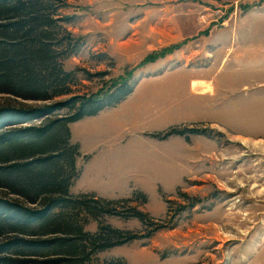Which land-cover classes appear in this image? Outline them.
Returning a JSON list of instances; mask_svg holds the SVG:
<instances>
[{
  "label": "rangeland",
  "instance_id": "obj_1",
  "mask_svg": "<svg viewBox=\"0 0 264 264\" xmlns=\"http://www.w3.org/2000/svg\"><path fill=\"white\" fill-rule=\"evenodd\" d=\"M50 10L69 17L61 23L83 43L64 61L75 75L72 95L105 92L122 77L135 82L134 91L154 74L147 67L157 60L155 74L170 65L210 81L204 97L192 96L179 108L190 119L166 124L176 119L166 114L153 125L160 127L139 133L161 143H142V161H151L165 142L166 149H177L172 159L161 154L170 168L167 186L146 182L145 189L118 198L74 192L116 201V213L91 218L85 230L93 233L103 224L153 232L93 254L91 264L117 258L124 264H264V0H53ZM3 104L42 105L0 93ZM173 126L212 132L165 136ZM176 136L184 146L174 145ZM87 158L80 152L77 162ZM135 209L150 217L148 224L130 215Z\"/></svg>",
  "mask_w": 264,
  "mask_h": 264
},
{
  "label": "trees",
  "instance_id": "obj_2",
  "mask_svg": "<svg viewBox=\"0 0 264 264\" xmlns=\"http://www.w3.org/2000/svg\"><path fill=\"white\" fill-rule=\"evenodd\" d=\"M51 1L0 0V93L45 102L0 105V264H91L99 251L153 234L103 224L85 230L91 218L116 213V201L72 193L82 168L70 123L120 103L135 82L122 77L105 92L72 95L75 75L64 61L83 43L61 23L69 17L50 10ZM65 108L66 115H57ZM201 132L212 130L173 126L165 136ZM130 215L144 224L150 218L138 209Z\"/></svg>",
  "mask_w": 264,
  "mask_h": 264
},
{
  "label": "crops",
  "instance_id": "obj_3",
  "mask_svg": "<svg viewBox=\"0 0 264 264\" xmlns=\"http://www.w3.org/2000/svg\"><path fill=\"white\" fill-rule=\"evenodd\" d=\"M157 61L147 67V71L154 74L143 77L134 91L119 104L77 120V125L83 123L84 125L76 132H74L76 124L70 126L73 141L78 143L82 155L88 156L86 161H81L80 157L77 162L82 164V172L71 188L72 193L79 189V192H95L103 197L118 198L130 194L132 188L145 189L149 185L156 186L158 182L165 185L163 180H167L169 175L167 170L170 168L162 162L161 157L166 154L172 159L171 155L173 152L175 155L177 149L175 147L173 150L166 149L165 142L163 143L165 149L154 151L155 155H152L154 157H149L151 161H142L139 151L142 149L140 148L142 143L153 148L159 141L145 138L139 133L160 127L153 125L158 124L166 114H173L176 117L166 124L190 119L182 117L179 108L182 104L190 102L192 96L204 97L207 94L204 90L210 81L202 76L192 77L186 68L180 69L170 65L166 71L155 74L161 68ZM199 70L190 71L198 74ZM183 91L185 93H182ZM173 138L178 141L174 145L181 144L179 143L181 137ZM178 156L177 153V158ZM182 159L183 156L180 160ZM153 171L159 177H153L151 175ZM111 177L113 180L117 178L118 182H110Z\"/></svg>",
  "mask_w": 264,
  "mask_h": 264
}]
</instances>
